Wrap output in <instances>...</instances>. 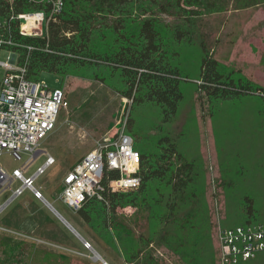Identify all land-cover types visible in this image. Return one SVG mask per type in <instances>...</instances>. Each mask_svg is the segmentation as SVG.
Segmentation results:
<instances>
[{"label":"rangeland","instance_id":"obj_1","mask_svg":"<svg viewBox=\"0 0 264 264\" xmlns=\"http://www.w3.org/2000/svg\"><path fill=\"white\" fill-rule=\"evenodd\" d=\"M247 1L226 0L223 11L195 18L189 25L193 32L191 40L179 44L172 36L174 16H160L165 46L170 55L173 53L172 62L178 64L187 78L181 83L183 101L173 121L160 129V110L153 104L137 106L132 116L133 131L140 138L136 143L139 151L159 153L157 140L168 136L175 141L183 158L194 162V180L177 200L172 214L166 208L171 200L170 190L158 181L150 185L147 193L149 207L118 209L112 217L113 225L107 229L99 220L94 223L97 230L89 227L62 202L59 195L64 173L102 135L123 125L131 101L121 94L120 76L112 75L106 68L83 66L64 77L46 70L39 72L38 79L49 88L62 89L68 105L60 109L54 130L41 143L42 149L55 157V162L33 184L108 264H130L128 257L137 248L149 251L158 264H218L217 234L221 228L246 218L243 212L246 195L253 200V217L264 224L262 103L257 96L200 103L195 83L200 43L204 42L222 70H233L235 77L250 78L264 87V30L261 29L264 0H257L252 6ZM244 6H250L247 7L252 9L250 13L244 8L235 11ZM259 8L262 10H256ZM100 41L105 46L111 43L112 37L108 35ZM7 55L1 52L0 60L5 61ZM44 158L39 155L28 167L26 176ZM25 159V155L16 160L8 151L0 153V164L8 172ZM19 184L14 181L11 186L16 188ZM10 194L9 189L3 191L0 203ZM54 213L29 189L15 198L0 214V226L19 229L32 238L13 240L0 231V264H103L101 259H94L91 249L85 248L80 238ZM32 220L34 228L22 227ZM140 235L150 239L149 243L143 245ZM15 245L17 249L13 251ZM140 263L141 259L131 262ZM243 264H264V255Z\"/></svg>","mask_w":264,"mask_h":264},{"label":"trees","instance_id":"obj_2","mask_svg":"<svg viewBox=\"0 0 264 264\" xmlns=\"http://www.w3.org/2000/svg\"><path fill=\"white\" fill-rule=\"evenodd\" d=\"M10 2L17 12L44 7L39 3H25L22 0ZM225 3L226 0H174L171 3L159 0H64L61 14L48 24L47 38H22L26 43L38 44L43 48L29 53L27 78L38 79L42 70L64 77L83 66L106 68L112 75L120 76L123 85L121 94L131 101L125 124L126 131L132 136L136 148L140 138L133 131L132 112L135 108L143 104L157 106L160 110V129L162 125L173 121L183 101L181 83L187 78L178 64L172 62L173 53L170 55L165 46L160 29V16H174L172 36L174 42L179 44L184 40H191L193 32L189 25L195 18L205 13L221 12ZM247 3L252 6L258 2L248 0ZM246 7L249 6L239 8ZM8 12L9 0H0V18L8 15ZM108 35L112 37L111 43L106 44V48H100L99 46L105 47L100 45V40L104 41ZM200 49L199 69L195 79L200 103L205 100L213 104L216 101H234L246 96H257L264 112V87L250 78L235 77L233 70H222L218 59L204 42L200 43ZM64 99L66 100L65 93ZM157 146L159 153L139 151L136 148L140 161V184L137 188L126 192L110 191L107 188L108 180L117 177L118 172L105 171L102 179L105 187L102 192L103 199L86 200L76 211L79 218L91 228L99 220L107 229L113 225L112 217L118 209L125 206L149 207L146 196L150 185L155 181L164 183L169 188L171 200L167 202L166 208L168 214L174 213L177 200L184 196L194 180V162L185 160L178 152L175 141L168 136L160 137ZM254 211L252 198L244 196L243 212L246 218L233 226L249 222L261 223L253 217ZM26 224L22 227L28 230L35 226L33 220ZM94 227L95 230L98 229L97 225ZM140 238L143 245L150 241L141 235ZM87 242L90 243L88 240ZM14 247L13 251L17 249L16 245ZM216 247L218 263V244ZM260 255L264 254L236 264L256 260ZM135 259H141L140 264H158L151 253L142 248L130 253L128 263L131 264Z\"/></svg>","mask_w":264,"mask_h":264},{"label":"built area","instance_id":"obj_3","mask_svg":"<svg viewBox=\"0 0 264 264\" xmlns=\"http://www.w3.org/2000/svg\"><path fill=\"white\" fill-rule=\"evenodd\" d=\"M22 1L44 7L17 12L9 0L8 15L0 18V53L8 54L5 61L0 60V153L8 151L16 160L26 156L24 162L11 172L0 164V194L6 189L11 191L0 203V214L25 189H29L36 199L43 197L33 183L55 158L42 149L41 143L54 130L60 109L68 105L61 88H49L39 79L27 78L29 53L43 48L22 40L26 36L47 38L48 24L61 14L64 0ZM125 124L126 120L120 128L102 135L64 173L59 198L71 210L76 212L90 198L103 199L102 179L107 170L118 172L117 177L108 180L110 191L126 192L139 186V152ZM39 155L45 156L44 161L26 176L28 167ZM14 181L20 183L16 188L11 186ZM0 231L17 240L32 238L24 231L8 226H0ZM217 244L219 264L253 259L264 254V225L249 222L221 228ZM83 245L87 249L92 247L86 240Z\"/></svg>","mask_w":264,"mask_h":264},{"label":"water","instance_id":"obj_4","mask_svg":"<svg viewBox=\"0 0 264 264\" xmlns=\"http://www.w3.org/2000/svg\"><path fill=\"white\" fill-rule=\"evenodd\" d=\"M43 198V200H44V202H48L44 197H42ZM55 211L57 212V214L65 221V223H66V225L68 226V228L70 229V231L73 233V234H75V235H77L79 238H80V240L82 241V242H84L85 241V239L79 234V232H77V230L60 214V213H58V211L55 209ZM91 249L95 252V253H97L96 251H95V249L93 248V247H91ZM98 254V253H97ZM100 259H101V261H105L102 257H101V255H100Z\"/></svg>","mask_w":264,"mask_h":264},{"label":"bare ground","instance_id":"obj_5","mask_svg":"<svg viewBox=\"0 0 264 264\" xmlns=\"http://www.w3.org/2000/svg\"><path fill=\"white\" fill-rule=\"evenodd\" d=\"M41 201H43V203H45V205L54 213V214H57V212L55 211V208L54 207H52V205H50L49 204V202H44V200H43V198H41ZM59 213V212H58ZM57 217L59 218V219H61L63 222H64V224H65V226H67L66 225V223H65V221L57 214ZM61 221V222H62ZM62 222V223H63ZM68 227V226H67ZM77 236V235H76ZM89 249H91V247L89 248ZM91 251L94 253V255H93V257H94V259H100V255H98L97 253H95L92 249H91Z\"/></svg>","mask_w":264,"mask_h":264},{"label":"crops","instance_id":"obj_6","mask_svg":"<svg viewBox=\"0 0 264 264\" xmlns=\"http://www.w3.org/2000/svg\"><path fill=\"white\" fill-rule=\"evenodd\" d=\"M250 7V6H249ZM246 11H249V12H247V13H250V11L252 10H250V9H247V7L246 8H244ZM244 9H242V8H238V9H236L235 11H240V10H244ZM255 10V9H254ZM256 10H262L261 8H259V9H256ZM255 10V11H256ZM264 10V9H263ZM257 12V11H256ZM254 15H255V13H254ZM263 19H264V12H263ZM248 21H251V20H248ZM254 21H255V19H254ZM261 29L262 30H264V23H263V25H261ZM55 158V157H54ZM62 215V214H61ZM65 218V217H64ZM66 219V218H65ZM67 220V219H66ZM68 221V220H67ZM69 222V221H68ZM70 223V222H69ZM71 224V223H70ZM72 225V224H71ZM73 226V225H72ZM77 230V229H76ZM81 235V234H80ZM91 246H92V244H90Z\"/></svg>","mask_w":264,"mask_h":264}]
</instances>
